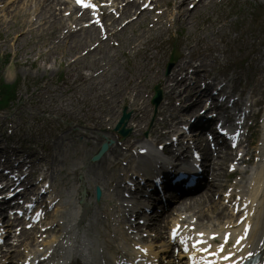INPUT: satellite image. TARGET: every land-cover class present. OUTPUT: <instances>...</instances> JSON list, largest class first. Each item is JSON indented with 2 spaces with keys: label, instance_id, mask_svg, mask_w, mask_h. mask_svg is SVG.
I'll return each instance as SVG.
<instances>
[{
  "label": "bare ground",
  "instance_id": "obj_1",
  "mask_svg": "<svg viewBox=\"0 0 264 264\" xmlns=\"http://www.w3.org/2000/svg\"><path fill=\"white\" fill-rule=\"evenodd\" d=\"M63 1L64 0H36V1H32L30 3V5H32L34 7V10L37 12V18H39L41 20L40 27L43 30H45V31L48 30V27L46 26L48 17H51V18H54V17L60 18L61 17L60 12H57V11L55 12L54 6L56 4L60 5ZM54 3H55V5H54ZM52 4H53V6H52ZM61 20H57V21H61ZM18 32H19V30H18ZM14 37L16 38V41H18L20 39L19 35L18 36L15 35ZM77 40H78L77 38H74V39H71L69 41L75 42ZM6 42H9V40H7ZM67 44L71 46V43H67ZM7 45H9V44H7ZM174 81H175V79L172 78L171 83H174ZM220 169H221L220 167H217L216 176L221 175ZM219 178H220V176H217L215 179V182L210 183L208 186H206V191L202 192L199 196V197H201L200 199H198V200L194 199L192 202L190 201V205H188V206L184 205L183 209H187L193 216L195 215L196 218L198 219V223L200 225L207 226L210 222H214L215 220H218L220 216H221V218L223 217V215H221V213L218 212L215 209V207H213V202L210 199V197L208 196L210 186H213V187H219L220 186V179ZM217 182H219V186L217 185ZM190 199H192V198H190ZM180 206H183V205L180 204ZM203 223H206V224H203Z\"/></svg>",
  "mask_w": 264,
  "mask_h": 264
},
{
  "label": "rangeland",
  "instance_id": "obj_2",
  "mask_svg": "<svg viewBox=\"0 0 264 264\" xmlns=\"http://www.w3.org/2000/svg\"><path fill=\"white\" fill-rule=\"evenodd\" d=\"M36 49H37V47H33V50H36ZM7 50H9V49H7ZM7 50H6V51H7ZM6 51H4L3 53L0 54L1 58L7 56V55H4V54H6ZM18 52H19V51H18ZM1 58H0V60H1ZM1 62H2V61H1ZM9 70H11V73H12L13 70L18 71L19 69H14V68H12V67L10 66V67H9Z\"/></svg>",
  "mask_w": 264,
  "mask_h": 264
},
{
  "label": "snow or ice",
  "instance_id": "obj_3",
  "mask_svg": "<svg viewBox=\"0 0 264 264\" xmlns=\"http://www.w3.org/2000/svg\"><path fill=\"white\" fill-rule=\"evenodd\" d=\"M77 2L83 4V0H77ZM84 6H88V5L85 4ZM201 236H203L202 233H201ZM226 239H227V237H226ZM240 239H243V237H241ZM238 242H239V241H238ZM221 251H223V248H221ZM213 255H215V253H213ZM229 258H230V257H227V256L225 257V259H229Z\"/></svg>",
  "mask_w": 264,
  "mask_h": 264
}]
</instances>
